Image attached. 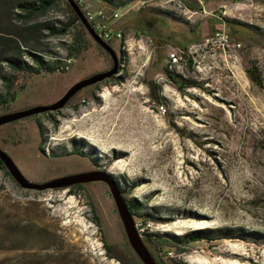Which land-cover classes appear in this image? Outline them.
<instances>
[{
    "label": "rangeland",
    "instance_id": "374dc122",
    "mask_svg": "<svg viewBox=\"0 0 264 264\" xmlns=\"http://www.w3.org/2000/svg\"><path fill=\"white\" fill-rule=\"evenodd\" d=\"M82 1L122 29L124 40L112 42L125 58L119 73L82 89L60 110L1 125L0 147L34 182L91 170L127 182L124 196L146 204L133 214L136 226L165 264H264V0H182L191 11L172 0L168 9L189 22L182 24L153 6L148 15L140 4L125 13ZM69 15L65 5L49 13ZM219 28L241 47L196 52L188 58L192 67L176 71L192 85L178 87L165 71L169 52H188ZM78 33L82 48L68 60ZM51 51L69 68L14 73L15 99L0 105V115L53 103L113 66L79 23L54 36ZM6 170L0 168V264H122L104 242L119 255L137 256L106 182L38 191ZM197 234L203 238L193 240ZM170 235L172 244L162 246Z\"/></svg>",
    "mask_w": 264,
    "mask_h": 264
},
{
    "label": "trees",
    "instance_id": "16d2710c",
    "mask_svg": "<svg viewBox=\"0 0 264 264\" xmlns=\"http://www.w3.org/2000/svg\"><path fill=\"white\" fill-rule=\"evenodd\" d=\"M101 1L116 7H126L135 0ZM61 5H65L69 9L70 18L61 20L59 18L50 17V11ZM164 13L176 21L189 23L185 21L181 15L170 9L165 10ZM77 23L84 27L80 17L67 0H0V81L4 84L5 88V93H0V105L15 99V92L12 89L14 73L27 71L30 74H39L57 72L69 68L71 65L69 61L51 56L52 38L61 34L70 33ZM81 48L82 38L79 36V33L74 34V38L70 43L68 60L78 55ZM180 51L183 57L190 58L187 51ZM124 59V57H120V67ZM188 65L189 67L193 66L191 59H189ZM6 67L10 72L6 71ZM165 71L169 79L175 81L178 87L184 88L186 85H192L190 82L180 79L181 75L176 71H170L168 63L165 67ZM116 76L117 75L113 77ZM154 94L155 96H160V90L156 87L154 88ZM38 125L40 127V133L43 134L44 130L42 129L40 121ZM0 168L6 170L1 160ZM6 172L9 173L7 170ZM115 182L121 191L125 190L123 186H127V182H125V184L120 180H115ZM83 185L82 183L78 184V186ZM126 199L132 214H138L139 210L146 206V204L139 199H130L128 197H126ZM92 208L97 222L100 223L97 208H95V205H93ZM185 237L186 236H183L182 238ZM191 238L193 240L199 239L203 238V235L197 234L191 236ZM174 239L175 236L170 235L159 240V243L162 246L171 245V241ZM104 246L109 255L117 258L122 264H143L133 252H130L129 257H125L122 254H117L113 245H108L107 242H104ZM148 246L153 251V248L150 245ZM154 254L160 263L165 264V261L162 260L159 255L155 252Z\"/></svg>",
    "mask_w": 264,
    "mask_h": 264
},
{
    "label": "water",
    "instance_id": "95a60500",
    "mask_svg": "<svg viewBox=\"0 0 264 264\" xmlns=\"http://www.w3.org/2000/svg\"><path fill=\"white\" fill-rule=\"evenodd\" d=\"M69 4L73 7L77 15L80 17L81 22L88 30L90 35L94 40L102 46L107 52L110 53L113 59V66L105 71H100L94 73L88 77H85L75 84H73L65 94L60 97L57 101L49 104H38L32 107H28L22 110H17L9 113L0 115V126L9 122H13L22 118H27L30 116L38 115L40 113L57 111L64 108L67 103L82 89L101 83L115 75L120 71V59L118 52L112 43L104 40L96 31L94 26L87 19L83 9L77 0H67ZM0 160L4 163L5 167L15 179V181L26 189L32 190H48V189H58L66 188L73 185L90 183L98 180H102L109 185L110 193L113 196L119 216L123 222L124 230L127 236V240L135 251L137 256L143 262V264H161L157 259L154 252L149 248L145 240L143 239L139 229L136 226L134 215L132 214L128 201L124 196L121 189L116 184L115 180L111 175L107 174L103 170H91L79 173L67 174L60 177H55L53 179L44 182H34L28 179L21 169L18 167L13 157L3 148L0 147Z\"/></svg>",
    "mask_w": 264,
    "mask_h": 264
},
{
    "label": "built area",
    "instance_id": "2783aa9c",
    "mask_svg": "<svg viewBox=\"0 0 264 264\" xmlns=\"http://www.w3.org/2000/svg\"><path fill=\"white\" fill-rule=\"evenodd\" d=\"M177 1V0H176ZM180 6H184V3L181 0H178ZM81 8L83 9L87 19L89 22L94 26L98 34L106 41L112 43L116 39H123L124 40V33L121 29H112L109 26V15L103 11H93L90 9L89 5L83 3L81 0L79 2ZM185 8V7H184ZM119 13L115 11L113 13V17H118ZM127 43V42H126ZM241 47V43H237L232 39V36L225 28H219L214 33L209 36L208 39L205 40L202 44L199 45H191L188 48V54L190 57H194L196 52L203 51V52H222L224 54L229 53L232 49H237ZM168 68L170 71H177L178 68L187 65L189 59L182 56L181 51L173 50L169 52L168 55ZM162 111L165 113L167 108L162 105Z\"/></svg>",
    "mask_w": 264,
    "mask_h": 264
},
{
    "label": "crops",
    "instance_id": "0c3cea01",
    "mask_svg": "<svg viewBox=\"0 0 264 264\" xmlns=\"http://www.w3.org/2000/svg\"><path fill=\"white\" fill-rule=\"evenodd\" d=\"M182 1V0H181ZM185 1V0H184ZM189 1V0H187ZM198 1V0H197ZM215 0H199L198 2H200L201 4H204L207 2V6L209 3L214 2ZM101 6H103L107 11L110 10L112 7L110 4L101 1ZM172 0H135L132 3H130L129 5L126 6V11L125 13L129 12L130 10H132L134 4H140V10H143L145 12H147V7L148 6H153L154 9H156V12L158 15H165L167 16L164 11L168 9V6L173 5ZM184 7L185 9L191 11L193 9L192 6H190L189 4L184 3ZM148 13V12H147ZM149 15V13H148ZM110 16V15H109ZM169 18H171L170 16H168ZM167 17V18H168ZM173 21L175 22H179L174 20L173 18H171ZM182 24V22H180ZM120 29V28H119ZM122 30V29H121ZM180 51V49H178Z\"/></svg>",
    "mask_w": 264,
    "mask_h": 264
},
{
    "label": "flooded vegetation",
    "instance_id": "af4514ba",
    "mask_svg": "<svg viewBox=\"0 0 264 264\" xmlns=\"http://www.w3.org/2000/svg\"><path fill=\"white\" fill-rule=\"evenodd\" d=\"M96 85V84H95Z\"/></svg>",
    "mask_w": 264,
    "mask_h": 264
}]
</instances>
